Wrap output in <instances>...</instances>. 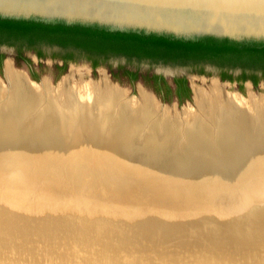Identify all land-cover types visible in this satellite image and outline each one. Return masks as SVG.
Masks as SVG:
<instances>
[{
  "label": "water",
  "instance_id": "1",
  "mask_svg": "<svg viewBox=\"0 0 264 264\" xmlns=\"http://www.w3.org/2000/svg\"><path fill=\"white\" fill-rule=\"evenodd\" d=\"M0 19L82 26L185 42L211 38L264 46V0H0ZM109 76L112 81V75ZM213 148L212 145L209 153H203L199 160H188L178 167L173 163L143 161L130 165L123 162L122 171L108 170L110 179L105 187H100L99 178L93 181L88 177L87 181L114 200H120L122 205L119 203L116 207L130 206L128 210L134 212L137 220L152 219L149 225L164 224L168 230L176 226L195 229L200 236L171 237V242L161 244L181 248V254L195 256L197 264H264V171L259 168L262 164H256L264 163V151H251L240 160L233 155L231 160L224 161L217 159L220 152ZM186 150L168 154L187 159ZM200 164L203 168L195 167ZM211 166L215 169L208 170ZM0 168H6L0 169V211L32 209V202L26 199L28 193L23 197L15 189L6 188L9 180L14 179L11 168ZM54 177L49 178L56 181ZM51 191L47 188L41 194L44 202L40 204L47 211L48 203L64 202L63 197L49 195ZM131 200L141 204L133 205ZM80 204L77 208L87 206ZM207 224L215 228L220 225L249 227V231L240 232L246 235L243 240L235 235L227 239L213 238L206 236L207 230H202ZM177 252L180 250H174Z\"/></svg>",
  "mask_w": 264,
  "mask_h": 264
},
{
  "label": "bare ground",
  "instance_id": "2",
  "mask_svg": "<svg viewBox=\"0 0 264 264\" xmlns=\"http://www.w3.org/2000/svg\"><path fill=\"white\" fill-rule=\"evenodd\" d=\"M10 62L5 67L4 74L6 82L0 79V129L5 126L3 122L4 119L7 121L6 123H8V121L13 122L16 120L23 121L24 118L30 114H33V123H31V125H40L42 122L43 124L48 125L52 117L56 115L58 116L56 113L59 111V113L62 115L64 114L65 117L67 114V119H64V116L62 117L64 120L69 121L70 126L73 127L71 130L73 133L76 126L82 125L83 122L87 123L94 121L97 118L99 119L101 116H105L103 119L104 123L107 124L110 122L111 126L116 124L118 127H123L124 125L132 123H136L138 126L139 122L143 124L147 121L149 122V126L153 129L154 133L159 131L164 133V131L171 129L172 132L178 130L181 132V130L185 128L191 132L192 140L202 143L204 146L209 148L213 145V147H215L213 149L218 153V143L223 139L224 135L226 136L227 133H235L237 130L245 127V130L253 129L264 131V99H258L255 96H251L249 101L243 99V97L227 95L225 91L211 90L210 92H206L197 88L195 92V105L197 106V111H194L193 109L183 110L182 113H178L176 116H174L175 111L169 107L160 105V103L157 102V99L155 100L152 97L153 95L151 96L142 88L140 91L141 98L131 99L128 98V92L125 91V89L110 82L104 81L98 84L82 85L75 84L73 80L77 78V76L82 77L84 74L82 70H78V74L76 75L75 68L70 70L69 77L59 86L57 85V87H55L48 78L44 79L40 85H34L24 72L16 69L12 62ZM57 116L56 118L59 117ZM110 124L108 126H110ZM9 126L10 125H8V127ZM224 128H226L227 131L223 130ZM59 129L60 128H58V130ZM79 129L80 128H78V130ZM87 129H89L87 131H90V128ZM219 130H223L220 135L217 134ZM210 131H213V134L210 135ZM75 133L76 132L73 134ZM17 134L19 133L17 132ZM110 134L112 133L110 132ZM3 136L4 135H2V138ZM121 136L124 137V135ZM97 138L98 137H96V139ZM79 140L81 141V139ZM53 141L56 142V140ZM77 143L79 144V142ZM42 145L44 147L45 144ZM85 146L86 145L83 147ZM130 146L132 147H129L128 150L131 149V152L139 154L137 159H128L127 157H129V155L126 154L125 160L121 162L113 161L101 163L103 161H100L85 164L81 158L73 157L72 159L64 158L65 156L61 157L63 155L59 153L60 149H56V155L54 156L52 155V150H50L51 148L47 145V147L50 149L44 147V150H38V152L33 151L31 152L32 156L22 158L26 159L25 162L7 158L1 162L2 165H0V167L5 166L11 168V170L14 172L12 177L15 179V181H13L14 179L9 180L6 188L15 189V191L18 194H22L23 197H25L30 189H39L40 191L35 192L36 194H43L47 190V188H37L35 186L28 187L27 181L24 179L23 174L47 178L54 177L52 176L53 174H51L54 173L56 174V177H54L56 181H54L62 190H65V192L69 194L72 193L73 195L76 191L78 194H80L75 198L69 197L70 201L63 200L64 202L56 203L54 205L48 203L47 206L50 208L48 211L46 210L45 206L40 204V201L42 203L44 202V200H41L40 196L36 197L39 201L32 200V207L41 206L45 208V210L42 211L43 215L38 217V221L41 220L51 223L55 222L58 226L60 225V227L56 228V230H52V227H47V231L51 233L53 232L54 237L45 238L46 242L53 243V245L56 242L59 244V246L63 247V252H68L69 249L74 250L75 254L72 253L73 255L69 258H67L65 255L59 256L60 260L64 264H67V261L70 263L84 264V257L87 254L91 255L89 260L93 262L92 264H99V262L102 261L104 262V260L107 258V254H114V264H197L198 260L194 258L195 256L188 253L187 255L181 254L183 253L181 248L175 246L173 247L172 244H161L171 242V237L163 240V242L160 240L162 236L156 235L154 233H152L153 235H149L145 230V228H149V225L145 223L150 222L152 219H146L144 221L137 220L133 214V211L130 213L124 211H113L106 208L97 209L101 204L100 200L95 199L91 204L89 200H87L84 196H81L82 193H85L81 191L84 189L83 187L85 185L79 181H87L88 177H90V179L92 177L93 181H101L100 187H105L110 179L108 170H112L113 168L114 170H121L122 167H120V164L123 162L130 165L138 164L143 161L164 163L163 161L167 160L168 158H172V160H176L177 162L180 161L178 157H172V155H169L173 154L171 151L174 147H168L167 144H152V141L147 143L143 141L142 143L136 142ZM59 148H62V146ZM33 149H31V151ZM66 149L68 148L66 147ZM107 149H109L110 153L115 150L114 148L108 147ZM189 150H192V145L189 146L185 151L187 153L186 156L188 157L190 156ZM86 151L89 150L86 149ZM122 151L128 152L124 149ZM65 152H68V150ZM73 152H75V150H73ZM45 156H47L46 160H41V158ZM0 159L2 158L0 157ZM13 161H16L18 165L11 164ZM207 168L209 170V167ZM134 171V168H132V172ZM90 184L91 183H88L87 185ZM92 186L95 185L92 183ZM79 203H81L80 205L87 204L86 208H77L76 205ZM81 209L85 211H82ZM138 211L141 212V210ZM131 222H139L141 225L130 227V225L128 226L127 224H130ZM117 224H119V226H115ZM68 225L78 226L83 232L80 234L76 233L78 237L70 240L69 237L73 235L67 234V232H69V229L74 231V229L77 227H70ZM161 226H163V224H161ZM116 230L122 231V233L125 234H127V231L130 230L131 232H138L139 234L136 233L137 241L131 242V244L128 243V245H130L129 247H124L122 245L119 246L120 243L118 240H121V242L124 243L125 239H117L115 237V234H117L115 233ZM161 232L162 230L158 229L156 233L160 234ZM142 243H146L148 245L144 246ZM173 248L179 249L180 252H171ZM128 251H131V253L126 254ZM140 252H143L144 254H141ZM131 257H133V259Z\"/></svg>",
  "mask_w": 264,
  "mask_h": 264
},
{
  "label": "rangeland",
  "instance_id": "3",
  "mask_svg": "<svg viewBox=\"0 0 264 264\" xmlns=\"http://www.w3.org/2000/svg\"><path fill=\"white\" fill-rule=\"evenodd\" d=\"M8 45H11L13 47H8L9 49L4 48L5 46L3 47V50H6L5 52L7 53V55L4 60V64L0 66V79L4 82H6V78L4 74L5 67L10 61L12 62L13 66L16 69L24 72L28 77H30V81L34 85H40L44 79L48 78L51 80L52 84L55 87H57V85L59 86L64 80H66L69 77L70 70L75 68L76 75L78 74V70H82L84 73L82 77L77 76V78L73 80L75 84H81V85L82 84H98V83L106 81L114 85H118L119 87L125 89V91L128 92V98L140 99L141 98V94H140L141 88L145 90L146 92H148L151 96L153 95L152 93H153L154 84H155L153 80V76H154L153 74L160 73V74H163L164 76H173V77H167L170 83H172L171 79L174 77L186 76L189 79V85L191 86L190 99L188 100L185 99L181 104H179V106H177L176 105L177 101L175 100V94L171 93V95H168V92L165 89H163L164 96L169 102H163L164 105H162L159 102L161 100L159 98H158L159 101L157 100V102L160 103V105L164 107H169L170 109L175 111L174 116H176L178 113H182L183 110L193 109L194 111H197L196 109L197 106L195 105V92L197 88L202 89L206 92H210L211 90L225 91L227 95L234 96V97H243V99H246L249 101L251 99V96H255L258 99H264V75L260 71H257V72L247 71V75H244L243 73H241L242 71L239 70V68H236L235 70H233L234 79L232 80V82L222 81V80L221 82H219L217 79L218 78L220 79V76H223V74H225V71H227L228 69L227 67L220 66L214 62H213L214 64H208L207 62L206 63L188 62L187 64H154L152 66L145 62H142L139 65L138 64H124L126 59L122 57H118V56L106 59V57L96 56L91 53H87L83 51H80V52L77 51L75 53H72V52L60 53V52H57L56 49L53 50L52 48H45V46L43 45V50L47 53V56L44 59L43 63H40L35 58L33 53L28 52L30 50L27 47L28 45L21 44V43H14V44H8ZM38 47L40 46H37V48ZM17 48H22L24 52L27 51L26 54L29 57H32L34 63L29 64V65L24 64L22 62H20V64H14L13 58L17 56V53H16ZM33 48H36V46ZM61 58H65L69 61L65 69H64L65 66L61 64V61H60ZM53 59H56V60H53ZM111 74H112V81L110 80V76H109ZM126 74H130V75L138 74L139 80L132 82L129 80V78H126L125 76ZM115 75L119 76L120 78L118 80L115 79L114 77ZM244 76H248L249 78H252V79L257 78V81H258L257 87L252 88L249 82L245 83L244 81H242L241 79ZM238 81L240 82V84L237 83ZM179 93H181V95L184 96V93L182 92V90ZM152 97L156 100L154 96ZM56 114H58L59 117L57 115L56 116L58 118L54 116L56 119L52 117L51 118L52 122L50 121L48 125L43 124V122L40 125H37V124L31 125V123H33V119H32L33 114L32 115L30 114L29 116L24 118L23 121L16 120L13 122L8 121V123H6L7 121L4 119L3 120L5 124V126L3 127L4 129L3 128H1L2 130L0 129L1 131L0 132V135H1L0 157L2 158L0 159L2 160L0 161V165H2L1 162L6 160L7 158L13 159L16 161L25 162L26 159H22V158L32 156L31 152L33 151L38 152V150H44L45 148H49V147L51 148L49 149L52 150L53 152L52 155L54 156L56 155L55 154L56 149L57 150L60 149L59 153L63 155L61 157L65 156L64 158H72V159L73 157L81 158L83 163L89 164L91 162L95 163V162H100V161H103L101 163H108V162H113V161L121 162L125 160L124 156L126 154L129 155V157H127L128 159H135V158L137 159V156L139 154L137 153L135 154L134 152H131V149L128 150L129 147H132L130 145L136 142L142 143L143 141H145L147 143V142L152 141V144L153 143L167 144L168 147H171V146L174 147L172 151L176 152V154H181L182 152H184L185 149H187L189 146L192 145V150L191 151L189 150L190 156L187 157V159L179 158L180 161L177 162L176 160H172V158H168L167 160L163 161L164 163H173L175 164V166L178 167L179 165L182 166V163H185L188 160L194 161L196 158L199 160V158L203 156L202 155L203 153L208 152L210 150L209 147L204 146L202 143L192 140L191 132H189L185 128L183 129L181 128L182 129L181 132L180 130L172 132V129H171L168 131H164V133L160 131L154 133L153 129L149 126L150 125L149 122L147 121L144 122L143 124L139 122L138 126L136 123H132V124L124 125L123 127H118L116 124L111 126L110 122L107 124L104 123L103 119L105 118V116L103 117L101 116V118L99 119L97 118L94 121H90L87 123L83 122L82 125L76 126L75 131H74L77 133L76 135V133L75 134H73L74 132L72 133L71 130L73 127L70 126L69 121L64 120V119H67L66 118L68 117L67 114H66V117L64 116V114L63 115L60 114L59 111ZM62 116H64V119ZM109 124L111 127L108 126ZM8 125L10 126L8 127ZM31 127L35 129V132H34V129ZM58 128L60 129L58 130ZM78 128L80 129L78 130ZM87 128H90V131H87L89 130ZM245 129L246 127L237 130L235 133L226 132L227 133L226 136L224 135L223 139L218 143L219 152L222 153V156H220V153H219V156L217 157V159L222 158L225 161V158H227L228 160H231V158L234 155V157L237 160H240V158L243 155H246L250 153L251 151H254V150L258 152L262 150L264 151V131L253 130V129L245 130ZM82 130L84 132L86 131L85 133L89 136H87ZM223 130L227 131L226 128H224ZM223 130H219L217 134L220 135L223 132ZM16 131L19 134H17ZM110 132L112 134H110ZM209 133L211 135L213 134V131H210ZM2 135L5 136V137L3 136L4 139L2 138ZM121 135H124V137ZM77 136H78V139H77ZM103 136L105 137V139ZM106 136H107V139H106ZM84 137L87 139H85ZM96 137L98 138L96 139ZM125 138H128V139H125ZM79 139H81V141ZM53 140H56V142ZM101 140H102V143H101ZM50 141H53L55 143L50 142ZM77 142H79V144ZM58 143L60 144V146ZM87 143H90V144H87ZM42 144H45L44 145L45 148L43 147ZM47 145L49 147H47ZM84 145H86L85 146L86 148L83 147ZM61 146L64 150L62 148H59ZM66 147L68 149H66ZM107 147L114 148L115 150L110 153ZM30 148L31 149L34 148V149L31 151ZM86 149H88L89 151H86ZM123 149L128 152H123L122 151ZM67 150L69 153L65 152ZM73 150H75V152H73ZM91 150H94V151H91ZM204 150H207V151H204ZM96 151H97V154H96ZM172 157H177V155L172 156ZM46 158L47 156L42 157L41 160H46ZM16 161H13L11 164L18 165ZM256 164H258L259 166L260 164H262L260 167L258 165L257 166L261 169V171H264V163L262 161ZM200 165L201 166L198 165L195 167L203 168V164H200ZM229 168H232V163L229 166ZM211 169H215V168L211 166L209 170ZM8 177H11V174L6 176V178ZM23 177L27 181L28 187L35 186L37 188H45V189L49 188L50 190H52L49 195L56 194V196L63 197L62 199L66 201H70L69 197L75 198L78 195H80L77 193V191L74 193V195L72 193L69 194L65 192V190H62L56 184L54 179L52 180L49 177L41 178V177H34L33 175L28 176L27 174H23ZM4 179L5 178H3L2 180ZM88 183H89L88 181H84L85 186L83 187L84 189L81 191L85 193H82L81 196H84L87 200L90 201L91 204L94 202L95 199L100 200L101 204L97 209L106 208V209H111L113 211H118V212H121V211L132 212L128 210L130 206L129 207H121V206L116 207L119 205V203L122 204L121 202H119L120 200L118 199L114 200L110 194H106L105 192L100 191L99 188L92 186V182L90 185H87ZM39 184H42V185H39ZM38 191L40 190L30 189L28 191V193L30 194L26 195L27 201L32 202V200H37L36 198L37 196L41 197V194L35 193ZM131 204L140 205L141 203L135 200H131ZM111 206H115L116 209H112ZM43 210H45V208L41 206H37V207H32V209L30 210H22V211L2 210L0 211V264H64L60 260V257H59L60 255H65L67 258H69L70 256L73 255L72 253L75 254L73 249H69L68 252L67 251L63 252L62 251L63 247L59 246V244H57L56 242L54 243V245L53 243L46 242L45 238L54 237L53 232L51 233L47 231V227H52V230L53 229L56 230V228H59L60 225L58 226L57 223L55 222L51 223V222H45L41 220L38 221V217H41L43 215L42 213ZM82 211H85V210H82ZM145 224H148V223H145ZM127 225L128 226L130 225V227L131 226L136 227V226H140L141 224L139 222H131L130 224H127ZM68 226L77 227L74 229V231H71L69 229V232H67V234L73 235L69 237L70 240L78 237L76 233L80 234L83 232L82 229H80L78 226H72V225H68ZM115 226H119V224ZM163 226L165 225L163 224ZM163 226L150 224L149 228H145V230L149 235H151L152 233L162 236V237L168 235V237L166 238H170V237L181 238L184 236V237H188L189 239H192V238L200 236L195 231V229H190V228L183 229L182 227L178 228V226H176L172 228L171 230H168L170 229L168 226H165V227ZM193 226H197V224ZM214 226L215 225L213 224H207L203 226L202 230H207L205 231L206 236L208 235V236H212L213 238L222 237L224 239H227V238H232L233 235H235V237H239L241 240H243L245 239L246 235H243L241 233L245 234L249 231V227L248 229L247 228L243 229L237 226L231 227V226L220 225L218 226L220 228H218L217 226L215 228ZM158 229L162 230L160 234L156 233ZM115 233H117L115 234V237L117 239H125L124 243H122L121 240H118L120 243V245L119 243L118 245L119 246L122 245L124 247H129L130 245H128V243L131 244V242H134V241L136 242L137 241L136 233L139 234L138 232H131V230L127 231V234L122 233V231H119V230H116ZM142 244L144 246L148 245L146 243H142ZM174 250H178V249L173 248L171 252H174ZM133 252L136 253L135 251ZM129 253H131V251L126 252V254H129ZM140 253L144 254L143 252H140ZM106 257L107 258L104 260V262L103 261L99 262V264H114V260H113L115 257L114 254H110V255L107 254ZM184 257H187V256H184ZM90 258H91V255L87 254L84 257V264H92L93 262L89 260ZM131 258L133 259V257ZM67 264H81V263H70L67 261Z\"/></svg>",
  "mask_w": 264,
  "mask_h": 264
},
{
  "label": "trees",
  "instance_id": "4",
  "mask_svg": "<svg viewBox=\"0 0 264 264\" xmlns=\"http://www.w3.org/2000/svg\"><path fill=\"white\" fill-rule=\"evenodd\" d=\"M21 43L26 45L50 44L72 47L96 56H126L130 59H150L155 62H188L210 61L220 66L242 67L264 70V46L241 45L227 40L218 41L211 38L198 42H185L158 36H145L133 33H112L82 26L46 25L28 21L0 19V44ZM2 65V64H0ZM67 66V65H66ZM64 67V69L66 68ZM126 78L135 82L139 75L126 74ZM119 79V76H114ZM226 77V76H225ZM244 76L241 80H248ZM253 80L257 87V78ZM154 88L158 92L165 89L168 95L172 90L158 76H153ZM181 84L182 92L190 99L191 91ZM166 98V97H165Z\"/></svg>",
  "mask_w": 264,
  "mask_h": 264
},
{
  "label": "flooded vegetation",
  "instance_id": "5",
  "mask_svg": "<svg viewBox=\"0 0 264 264\" xmlns=\"http://www.w3.org/2000/svg\"><path fill=\"white\" fill-rule=\"evenodd\" d=\"M43 45L45 46V48H52L53 50L56 49L57 52H60V53H63V52H72V53H75V52H80L81 50L79 49H76V48H72V47H62V46H59V45H50V44H35V45H28V49H30L28 52L30 53H33V55L35 56V58L40 62V63H43L44 59L46 58L47 56V53L43 50ZM5 46V47H4ZM36 48H33L35 47ZM37 46H40L37 48ZM3 47L4 48H8V47H13L11 45H8V44H0V64H4V60L6 58V55L7 53L5 52L6 50H3ZM9 49V48H8ZM84 52V51H83ZM16 53H17V56H15V58H13V63L14 64H20V62L24 63V64H33V59L32 57H29L26 53L27 51H23L22 48H17L16 49ZM104 57V56H103ZM111 57H116V56H111ZM111 57H108V58H111ZM118 57H122L124 59H126V63L124 62V64H141L142 62H145L147 64H150L151 66L154 65V64H181V63H172V62H163V61H160V62H155V61H152L150 59H145V60H139L137 58H133V59H130L126 56H118ZM106 58V59H108ZM53 60H56V59H53ZM61 64H63L64 66H66L68 64V60L65 59V58H61ZM208 63V64H214L213 62H210V61H200V62H197V63ZM187 64V63H186ZM1 66V65H0ZM227 67V71H225V74H223V76H220V80L222 81H230L232 82V80L234 79V75H233V70H235L236 68H239V70H241L244 75H247V71L249 72H257V71H260L261 73H263L264 75V70H254V69H246V68H242V67H229V66H225ZM112 75V74H111ZM155 76H158L160 78V80H162V82H165L167 84V86H169L172 90V93L175 94V100L181 104L183 102V99L180 97L179 95V92L182 90L181 89V84L182 83H187L186 87H188V89L191 91V86L189 85V79L186 77V76H180V77H174L172 78V83H170L168 81V79L163 75V74H160V73H155L153 74ZM226 76V77H225ZM245 83L246 82H251L253 85V80H251L250 78L246 81H244ZM242 82V83H244ZM237 83L240 84V82L238 81ZM241 83V84H242ZM255 87V86H254ZM153 92L156 94V96L162 101V102H169L165 96H164V92H158L155 88L153 89ZM183 98L186 97L185 96V93H184V96H182ZM185 100V99H184ZM188 100V99H186Z\"/></svg>",
  "mask_w": 264,
  "mask_h": 264
}]
</instances>
